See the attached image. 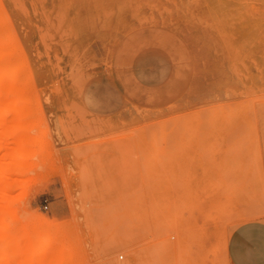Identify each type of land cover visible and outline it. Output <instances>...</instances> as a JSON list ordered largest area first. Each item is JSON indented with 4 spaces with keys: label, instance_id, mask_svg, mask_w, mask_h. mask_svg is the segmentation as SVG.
<instances>
[{
    "label": "rangeland",
    "instance_id": "1",
    "mask_svg": "<svg viewBox=\"0 0 264 264\" xmlns=\"http://www.w3.org/2000/svg\"><path fill=\"white\" fill-rule=\"evenodd\" d=\"M0 83V264H231L264 220V0H0Z\"/></svg>",
    "mask_w": 264,
    "mask_h": 264
},
{
    "label": "crops",
    "instance_id": "2",
    "mask_svg": "<svg viewBox=\"0 0 264 264\" xmlns=\"http://www.w3.org/2000/svg\"><path fill=\"white\" fill-rule=\"evenodd\" d=\"M228 237L226 255L231 264H264V220L239 223Z\"/></svg>",
    "mask_w": 264,
    "mask_h": 264
},
{
    "label": "bare ground",
    "instance_id": "3",
    "mask_svg": "<svg viewBox=\"0 0 264 264\" xmlns=\"http://www.w3.org/2000/svg\"><path fill=\"white\" fill-rule=\"evenodd\" d=\"M0 87H1V83H0ZM8 99H9V97H8ZM5 127H6L5 119L3 117V114L0 113V130L4 129ZM1 210L2 209H0V213L1 212L3 213V210L2 211ZM253 216L257 217V216H260V215L259 214H246V215H244L243 217L240 218V221L238 223H242L244 221H247ZM1 229H3V231ZM0 240L4 243V249L10 248V246L13 245V241L11 239V236H10L9 232H8V225L7 224L6 225H4V224L0 225ZM226 241H224V242H226ZM224 247H225V245H224ZM43 251H44L43 249H39L37 251V256L40 257ZM20 252H22V250H20L18 248H15V247L12 248V249H9V253L7 252L8 253V262L4 261L2 264H10L11 257H17ZM20 264H23V263H20ZM35 264H42V263L36 261Z\"/></svg>",
    "mask_w": 264,
    "mask_h": 264
}]
</instances>
